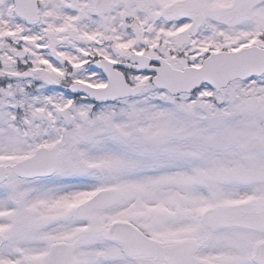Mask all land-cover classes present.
I'll list each match as a JSON object with an SVG mask.
<instances>
[{
	"label": "rangeland",
	"instance_id": "1",
	"mask_svg": "<svg viewBox=\"0 0 264 264\" xmlns=\"http://www.w3.org/2000/svg\"><path fill=\"white\" fill-rule=\"evenodd\" d=\"M156 2L160 6L161 1ZM191 2L195 4L196 0ZM63 10L67 12L49 13V19H46L58 21L56 38L59 39V46H56V50H59V54L52 58L51 45L49 48L45 45L52 43L53 37L45 35L43 44L38 46L40 52L35 50L30 57L32 68L29 76L21 77L12 71L9 64L11 57L5 48V35L0 33V76L6 84L0 89V161H15L42 144H57L64 150V155L59 158L58 166L61 169L52 178L28 184L5 182L0 185V207H7L3 213L10 215L6 224L11 227L17 224H13L15 220L20 222L21 217L28 225L30 215L46 219L47 216H54V221L47 220L45 224H39L43 229L39 230V235L50 233L52 227L67 228L75 221L74 218L64 220L63 212L70 202L80 200L99 186L111 184L123 195L128 191H136L132 199L125 198L117 206L131 203L125 213L131 214L138 209L141 225L164 235L168 228L164 210L167 206L165 187L168 153L163 151L171 149V154H174L177 150L173 147L178 144L175 139L166 137L177 117L179 124L187 118L194 122L196 131L189 137L193 139L192 145L199 144V150L204 151L201 155L203 161L198 163L199 168L206 175L219 174L220 184L216 181L215 186L195 185L190 191L212 188L214 193L208 199L212 204H228L235 197L248 196L252 199L249 205L251 221L244 223L247 226L218 229L217 243L210 245L227 246L233 250L239 246L247 247L250 239L255 242L262 238L264 124L259 126L258 122L264 120V75L235 80L218 92L205 84L193 94L177 96H171L149 83L136 96L102 104H94L84 96L73 95L63 89H55L53 83L54 79L68 75L72 80L101 84L103 78L97 69L89 65L86 54L116 56L122 54L124 49H139V45L135 44L138 39L151 43L162 39V46L170 50L176 66L197 65L208 52L218 49H236L252 43L264 46V0H206L204 9L200 8L196 12L176 6L173 12L166 14L173 18L172 23L168 22L167 25L164 21L154 22L155 13L138 11L134 0H116L111 11L98 16L96 21L91 13L76 19L77 15H81L80 8L74 11L66 5ZM133 11H137L139 16L136 15L135 25H130L126 16L129 13L135 15ZM182 15L185 19L179 23L175 18ZM190 19L196 23L188 24ZM150 21L155 24L151 25V29ZM145 22L148 25L144 26ZM80 34L90 37L92 44H81L78 38ZM41 64H44L45 73L40 75L39 84L34 90L26 89L25 85L35 79L36 73H32V69ZM67 67H71L69 72L65 71ZM142 77V74H138L133 79L138 81ZM145 135L159 140L162 148L147 146L145 153L136 156L133 146L140 142L138 139L145 140ZM133 157V168L119 167L121 161ZM190 159L184 155L174 161L172 159L169 165L189 170L193 165ZM69 166L74 168L69 173H75L77 181L70 183V187L66 186L69 199L57 192L54 193L57 197L54 200L52 191L65 188L59 185L61 177L68 173ZM152 168L159 173H148L147 170ZM226 172L237 173L239 177L230 181L228 175L231 173ZM80 178L89 180L86 182ZM211 179L204 177L203 181L213 184L215 180ZM23 190L28 191L27 194L39 193L42 197L38 205L31 202L28 196L24 205L30 208L31 202L33 210L30 212L22 211L19 199L17 201V191ZM11 200L17 201L18 205L9 207ZM257 201L261 203L259 208L256 206ZM203 202L206 201L198 200L199 205ZM195 203L194 199L191 205ZM117 206L109 211L98 210L91 214L93 221L88 222L87 227L92 230V235H97L96 231L102 228L108 213L115 212ZM159 210L164 211L161 213ZM17 211L19 214L14 215ZM237 223L235 226L239 225ZM20 224H17L18 231L21 230ZM81 229L82 226H77L75 230ZM12 241L22 252L23 241ZM8 252L15 257L22 256L21 252L19 256L12 250Z\"/></svg>",
	"mask_w": 264,
	"mask_h": 264
},
{
	"label": "flooded vegetation",
	"instance_id": "2",
	"mask_svg": "<svg viewBox=\"0 0 264 264\" xmlns=\"http://www.w3.org/2000/svg\"><path fill=\"white\" fill-rule=\"evenodd\" d=\"M26 1V2H25ZM97 0H0V21L4 20L7 22V27L10 29L5 36V48L8 50L11 60L9 64L12 71L18 73L20 76L25 75L32 68L29 64L30 57H32V52L39 51L38 46L43 44L44 36L49 34L53 37V42L49 43L48 48L51 45L50 51L52 58L59 54V50H56V46H59V39L56 38L59 32L58 21L52 22L49 19V13L58 14L60 12L66 13L63 8L69 5V9L76 10L81 9V17H85L88 13L94 17L95 21L98 16L106 14L99 13L96 7ZM116 0H113V4ZM161 1L160 6L156 0H134L136 3L138 11H143L144 13H151L154 22H168L172 23L173 18L167 17L166 14L173 12L174 7L180 9H185L188 11H198L204 6V0H158ZM163 1V2H162ZM20 7L24 10L25 15L18 12L16 9ZM31 12V14H30ZM137 12V11H136ZM139 16L138 14H136ZM80 17V18H81ZM184 18L181 16L178 22H182ZM153 21H150L149 26L155 25ZM145 25H148L144 24ZM93 27V26H91ZM22 28V29H20ZM18 29H20L18 31ZM84 29H86L84 27ZM147 33V32H146ZM90 44V43H89ZM136 45H139L137 49L138 53L148 55L153 58L162 57L166 60H170V50L167 46H162V39L158 42H147L144 40H136ZM44 47V46H43ZM130 51L124 50L122 54L112 56L111 59L116 61L128 60ZM90 56V55H89ZM103 57L102 54L92 55V60ZM148 65H156V60L153 59ZM124 74L129 77H134L137 74L145 75V78L150 77V72L148 71H133L131 69H126L121 66H117ZM44 71V65L41 64L36 68V73L39 74ZM135 83V81H131ZM3 88V86H0ZM179 119L174 118V123L168 129V134L166 137L175 139L178 143L173 147L177 150L174 154H171V149L169 151H163L168 153L167 155V179H166V221L168 228L164 235L159 233H154L149 226L141 225L139 221V215L137 211L130 213H125L129 208L130 204L117 206L113 213H108L104 225L101 229L97 230V235L94 236L91 233V229L87 227L88 222L92 221V210H88L84 215L78 213L76 209V204L78 201H71L69 207H67L63 215L65 221H69L70 218H74V222L68 225L67 228H60L57 226L55 229L52 227L50 233L39 235L40 223H46L47 220H53L54 216H50L47 219L45 217H36L30 215L29 224L24 223L23 219L20 217V231L16 230L18 228L17 224L8 226L6 223L10 219L8 213H3L4 210L0 207V236H1V246H0V264H43L46 255L53 243L57 245V254L55 255L56 263L62 264L67 259H69L70 264H263L254 258V242L250 239L247 247H235L230 250L227 246L210 245L211 243H217L216 232L218 229L225 230V228H239L240 226L246 227L244 224L246 221H251L252 211L249 209L251 200H243L242 197L236 199L234 203L229 205H214L211 204L207 199V194H205L203 189H197L190 191V188L198 185V181H202L204 184V171L199 168L198 163L203 161V152L199 150V144H194L193 139L189 136H193L196 131L194 122L187 118L184 119L183 123H178ZM146 136V135H145ZM149 135L144 138L145 140L138 139L141 144H136L133 146V154L136 156L145 153V147L156 145L154 147H160L161 143L157 139L148 138ZM137 137V136H136ZM145 142V143H144ZM141 145V147H139ZM139 148V151L137 150ZM162 147H160L161 149ZM172 148V147H171ZM31 152L26 153L23 157L29 156ZM186 156L191 158L192 166L188 170L187 168L173 167L171 160L174 161L177 157ZM202 155V156H201ZM169 156V157H168ZM59 158H56L55 171L50 176H33V177H20L16 174L10 172L9 163L1 161V163L6 164V178L4 181H0V185L8 182H25L26 184L37 182L39 180H47L52 178L61 169L59 165ZM135 159L123 160L120 162V167L133 168ZM124 164V166H123ZM195 164H197L195 166ZM155 167V164L153 165ZM72 166L68 167V173L62 176L63 182L60 185H67L70 187V183L76 181L74 174L69 173L72 170ZM74 170V168H73ZM148 173L153 174L159 172L158 170L149 169ZM178 175H174L177 174ZM207 177V176H206ZM87 182V181H86ZM18 184V185H19ZM25 184V185H26ZM59 185V186H60ZM9 186V185H8ZM66 187V186H65ZM64 190V191H63ZM67 188H63L58 194H63L67 199L69 196L67 194ZM28 192V191H27ZM26 191L22 193L19 199L20 209L25 212H30L31 208L24 205L27 202L28 196L29 200L33 203H40L41 195L36 192L28 193ZM53 192V199L56 200L57 197ZM136 191H129L127 194L132 199L133 194ZM189 192V193H188ZM139 193V192H137ZM36 196V197H35ZM2 197V196H1ZM121 193L118 194V204L119 201L124 200ZM196 203L191 205L193 200ZM202 199L206 203L198 204V200ZM82 200V199H81ZM5 203L6 200L4 199ZM10 206L18 205L17 201L11 200ZM31 202L29 205L31 206ZM15 203V204H14ZM115 204V205H117ZM114 204L103 208L104 211H109L110 208L115 206ZM213 205L215 208V214L212 217H207L204 215V209ZM12 209V208H10ZM19 211L14 212V215H18ZM76 218V219H75ZM77 219H80L77 221ZM125 220L135 226L142 234L148 238L164 237V241L167 246L164 252L154 253L149 256L148 254H133L128 252L124 244L111 240L108 236V226L115 220ZM239 222V223H237ZM50 223V222H49ZM239 224L238 226H235ZM244 224V225H243ZM54 226V225H53ZM82 226L80 231H76V227ZM248 226H251L248 223ZM64 229V230H62ZM17 235H16V231ZM10 233H14L13 236H9ZM20 233V234H18ZM80 233L84 235H79ZM225 237H228L225 235ZM21 239L23 241L22 247L20 249L14 244L12 240ZM96 239V240H93ZM260 239H264V236ZM13 244V245H12ZM13 246V247H11ZM243 249V251L237 250ZM12 250L16 256L10 254L8 251Z\"/></svg>",
	"mask_w": 264,
	"mask_h": 264
},
{
	"label": "water",
	"instance_id": "3",
	"mask_svg": "<svg viewBox=\"0 0 264 264\" xmlns=\"http://www.w3.org/2000/svg\"><path fill=\"white\" fill-rule=\"evenodd\" d=\"M105 8H108V5ZM96 64L106 74L108 79L107 84L104 87L98 88L75 83L71 85L73 91L85 93L95 101H108L135 94L140 90L142 84L130 87L124 81L122 75L113 70L112 62L101 60ZM262 72H264V48L250 45L233 51L220 50L212 52L197 67L185 66L182 69H175L166 63L157 69V73L152 81L156 86L166 88L169 92L176 94L180 91H191L203 82H207L215 89H219L233 78H243L251 74H261ZM46 151L49 153L53 152V154L59 153L58 148L55 147ZM25 165V161H19L13 165V168L22 171ZM113 196L111 190L105 188L99 189L92 197L86 200L84 207L85 205L102 206L111 202L114 198ZM106 197L109 198L108 201H105ZM115 225L113 224L111 229ZM263 244L264 242L260 243L259 246Z\"/></svg>",
	"mask_w": 264,
	"mask_h": 264
},
{
	"label": "bare ground",
	"instance_id": "4",
	"mask_svg": "<svg viewBox=\"0 0 264 264\" xmlns=\"http://www.w3.org/2000/svg\"><path fill=\"white\" fill-rule=\"evenodd\" d=\"M239 177L238 174H234V173H231L228 175V178L230 179V181H234V180H237Z\"/></svg>",
	"mask_w": 264,
	"mask_h": 264
}]
</instances>
